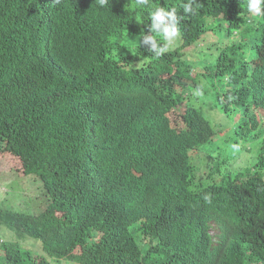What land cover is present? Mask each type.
Returning <instances> with one entry per match:
<instances>
[{"label": "trees", "instance_id": "16d2710c", "mask_svg": "<svg viewBox=\"0 0 264 264\" xmlns=\"http://www.w3.org/2000/svg\"><path fill=\"white\" fill-rule=\"evenodd\" d=\"M211 1L150 0L151 5L132 20L145 27L150 12L173 8L183 29L193 23V14L216 8ZM121 2L56 0L52 12L39 18V7L53 0H0V151L17 157L24 177L39 182L48 197L38 214L0 201V228L13 236L0 237V264H167L169 255L181 254L177 259H185L201 252L200 238L207 237L202 221L218 219L223 204L248 225L264 217V188L241 189L230 178L213 183L214 197L206 206L205 199L190 202L187 152L193 145L211 144L216 132L201 118L186 84L174 87L175 81H169L141 95L158 74L170 69L182 73L183 67L170 51L154 54L153 62L138 73L132 70L143 65L151 52L132 33L131 23L124 29L127 15H110ZM189 3L196 9L186 13L184 6ZM164 61L169 69L161 73L159 65ZM228 95L234 98L231 91ZM95 102V110L125 108L129 119L115 118L104 132H93L90 126L84 131L94 134L98 144L92 143L104 151L96 153L104 157L103 180L89 182L75 169L81 151L78 136L70 142L59 133L86 128V119L79 114ZM182 104L183 124L175 129L160 114ZM151 110L160 128L146 136L138 119ZM248 124L242 133L245 143L251 141L246 135ZM250 132L262 146L248 151L243 167L259 166L245 174L262 177L264 126L257 124ZM226 138L235 140L233 133ZM137 139L157 145V161L135 156L120 145L134 146ZM90 149L94 145L83 146V151ZM191 206L205 208L200 213ZM25 240L34 241L40 251L25 247ZM224 262L212 264H228ZM259 262L264 264L263 256Z\"/></svg>", "mask_w": 264, "mask_h": 264}, {"label": "clouds", "instance_id": "9594fccd", "mask_svg": "<svg viewBox=\"0 0 264 264\" xmlns=\"http://www.w3.org/2000/svg\"><path fill=\"white\" fill-rule=\"evenodd\" d=\"M112 1L107 0L109 4ZM148 1L122 0L119 9L117 6L113 7L110 15H127L123 21L124 29L127 23H131L132 33L139 36L140 44L145 45V49L151 52V55L143 59V65L136 64V68L132 70L138 73L153 62L154 54L170 51L175 53L176 59L183 67L182 73L170 69L166 74H158L156 79H151L153 81L141 95L156 90L161 83L169 81H175L174 87L181 83L186 84L195 95L194 104L201 118L209 121L210 127L216 132L211 144L201 147L193 145L195 148L187 152L190 172L187 189L192 193L190 202L205 199L206 206L214 197L213 183L221 179L224 183L226 178L234 180L241 189L256 191L264 188V171L260 172L262 177L249 176L245 174L246 171L259 166L249 165L247 170L243 167L249 158L248 151L253 150L255 145L262 146L260 141L252 139L254 133L247 134V130L257 124L264 126V0H213L210 2L211 7L217 6L216 8L206 13L193 14V23L183 29L180 27L181 17L173 8L165 10L164 7H158L154 12H150L149 22L145 27L133 21V18L141 14L140 11L143 12L151 5ZM175 1L180 4V0ZM103 2L104 0H101V3ZM55 4L56 0H53V3L39 7L38 17L43 18L50 14ZM135 5L144 7L132 10ZM193 8L196 9L195 5L189 3L184 6V11L190 13ZM166 65L165 61L159 65L161 73L169 69ZM64 77L65 75L60 77L59 82ZM92 84L100 85L97 82ZM103 89L104 87H101V94ZM230 91L234 98L228 95ZM96 105L97 102L88 104L79 114V118L86 119V128L78 132H73L70 128L59 133L70 142L78 136V147L81 151L78 153L75 169L79 173L83 172L89 182L100 178L103 180L104 157L96 156V153L104 154V151L98 150L92 143L98 144L94 134L90 135L84 131L90 126L93 132L94 129L104 132L115 118L126 122L129 119L125 108L102 111L99 108L95 110ZM89 106L91 108L88 110ZM181 107L183 112L178 114L177 111ZM184 110L182 104L160 115L167 118L170 126L175 128L177 118L182 126L181 115ZM153 111L141 115L142 120L138 119V124L146 136L159 133V123L151 118ZM174 112L177 115H173L171 119L170 114ZM247 122L249 124L246 135L251 141L245 143L242 133H245L244 124ZM230 133L235 136L232 142L226 138ZM122 143L126 146L120 144L121 146L142 159L157 161L156 156H160L159 149L157 145L152 144V140L137 139L134 146H130L128 142ZM229 143L235 145L230 146ZM86 144L94 145L95 149L83 151ZM237 177H240L239 180ZM205 206L191 207L194 211L203 213ZM202 224L207 226V237L200 238L201 252L196 251L195 256L189 254L185 259H177L181 254L169 255L167 264H212L216 260L228 264H243L245 260L248 264H261L260 257H264V217L261 216V221L248 225L242 216H235L233 208L223 204L218 219L213 218L207 222L203 220Z\"/></svg>", "mask_w": 264, "mask_h": 264}, {"label": "rangeland", "instance_id": "374dc122", "mask_svg": "<svg viewBox=\"0 0 264 264\" xmlns=\"http://www.w3.org/2000/svg\"><path fill=\"white\" fill-rule=\"evenodd\" d=\"M182 112L183 108L181 107L177 113L181 114ZM177 113L170 114L171 119ZM175 125H177L174 126L177 129L182 127L178 118ZM0 177V201L5 206L11 205L14 209L29 211L33 214H38L45 209L48 204V197L39 182L37 181L38 183L35 184V182H30L29 179L25 178L20 160L4 150L0 151ZM0 237L2 240L13 239L10 232L1 228ZM35 244L32 240L23 242L25 247H30L34 251L37 249L36 252L40 251Z\"/></svg>", "mask_w": 264, "mask_h": 264}]
</instances>
